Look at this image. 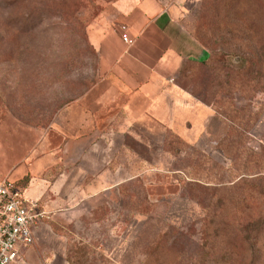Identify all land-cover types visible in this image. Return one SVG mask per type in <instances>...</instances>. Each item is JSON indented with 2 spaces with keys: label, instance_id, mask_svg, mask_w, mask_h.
I'll use <instances>...</instances> for the list:
<instances>
[{
  "label": "rangeland",
  "instance_id": "1",
  "mask_svg": "<svg viewBox=\"0 0 264 264\" xmlns=\"http://www.w3.org/2000/svg\"><path fill=\"white\" fill-rule=\"evenodd\" d=\"M116 1L0 0V125L31 127L27 144L60 145L51 124L97 80L88 30ZM185 5L206 64L183 66L177 81L209 110L189 120L188 137L168 129L147 149L127 141L131 151L110 153L111 167L85 182L113 188L95 183L77 206L42 208L35 242L12 264H264V0ZM236 153L241 231L224 252L204 240L205 200L182 170L228 177Z\"/></svg>",
  "mask_w": 264,
  "mask_h": 264
},
{
  "label": "crops",
  "instance_id": "2",
  "mask_svg": "<svg viewBox=\"0 0 264 264\" xmlns=\"http://www.w3.org/2000/svg\"><path fill=\"white\" fill-rule=\"evenodd\" d=\"M187 2L197 6L199 0H117L108 7L88 30L97 80L61 109L59 125L51 124L60 145L27 144L21 138L25 131L31 135V127L1 124L0 181H15L42 208L77 206L95 183L96 193L113 188L85 180L111 167L110 153L131 151L127 141L147 149L150 136L168 129L188 137L189 120L209 108L177 81L187 61L206 60V50L183 23L192 12ZM122 26L132 45L123 41Z\"/></svg>",
  "mask_w": 264,
  "mask_h": 264
},
{
  "label": "trees",
  "instance_id": "3",
  "mask_svg": "<svg viewBox=\"0 0 264 264\" xmlns=\"http://www.w3.org/2000/svg\"><path fill=\"white\" fill-rule=\"evenodd\" d=\"M191 62L193 61H187L184 67ZM247 63H249V61H247ZM201 64L205 65L206 60L201 61ZM189 92L192 93L191 91ZM236 113L237 110L234 109L229 111V113L224 112L221 114L225 115L228 119H232L229 114ZM230 122V128L233 129L236 123ZM238 160L239 155L236 153L233 160V168L231 169L233 174L228 177L225 173H218L209 177L204 176V174L199 173L197 170V173L182 170L186 176V179L183 180L185 188L195 187L201 190V197L205 200L204 208L206 213L202 230L204 240L209 243L210 237L212 241L211 247L215 250H219L218 247L221 246L222 250L220 251L224 252L228 250V246L225 244L224 239L231 235L233 237L232 239H235V243L230 244V247L237 248L238 244L236 240L241 231L238 217V207L240 203V195H238L240 183L239 180H237V169L240 167Z\"/></svg>",
  "mask_w": 264,
  "mask_h": 264
},
{
  "label": "built area",
  "instance_id": "4",
  "mask_svg": "<svg viewBox=\"0 0 264 264\" xmlns=\"http://www.w3.org/2000/svg\"><path fill=\"white\" fill-rule=\"evenodd\" d=\"M121 32L123 41L132 45L125 26ZM44 215L38 201L28 198L15 181H0V264H12L24 248L33 245L37 222Z\"/></svg>",
  "mask_w": 264,
  "mask_h": 264
}]
</instances>
